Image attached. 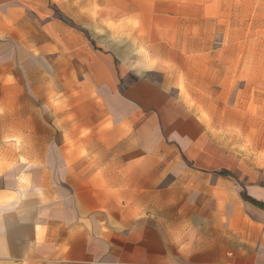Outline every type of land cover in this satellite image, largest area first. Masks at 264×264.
I'll list each match as a JSON object with an SVG mask.
<instances>
[{
  "label": "crops",
  "instance_id": "crops-1",
  "mask_svg": "<svg viewBox=\"0 0 264 264\" xmlns=\"http://www.w3.org/2000/svg\"><path fill=\"white\" fill-rule=\"evenodd\" d=\"M42 2L0 0V264H264V210L242 197L264 204V172L234 165L175 87L251 0H49L54 27L58 9L88 19L60 109Z\"/></svg>",
  "mask_w": 264,
  "mask_h": 264
},
{
  "label": "rangeland",
  "instance_id": "rangeland-1",
  "mask_svg": "<svg viewBox=\"0 0 264 264\" xmlns=\"http://www.w3.org/2000/svg\"><path fill=\"white\" fill-rule=\"evenodd\" d=\"M60 6L64 2L59 1ZM237 6L233 17L219 19L218 29L199 36L202 42L189 54L188 65L179 74L175 87L186 112L203 124L211 140L243 161L234 165L264 172V0H251L249 11L244 12L248 16L244 18L241 3H235ZM42 7L41 15L33 18L35 29H42L40 34L33 35L36 41L41 38L42 49L36 54L42 58L50 56L49 42L53 41L50 29H57L54 53L58 57L56 105L60 109L65 106L61 92L65 84L61 83L67 77L74 84L75 98L80 95L83 68L78 60L67 66V53L71 57L73 52L67 48V40L69 43L88 40L87 33L81 29L83 21L88 19L67 18L60 8L54 27L49 0H43ZM96 19L94 29H97ZM29 25L27 22V29Z\"/></svg>",
  "mask_w": 264,
  "mask_h": 264
},
{
  "label": "trees",
  "instance_id": "trees-1",
  "mask_svg": "<svg viewBox=\"0 0 264 264\" xmlns=\"http://www.w3.org/2000/svg\"><path fill=\"white\" fill-rule=\"evenodd\" d=\"M222 174L227 175L228 173L223 172ZM242 197L245 201H247V202L251 203L252 205L264 210V204L254 201L253 199L247 197L245 194H243Z\"/></svg>",
  "mask_w": 264,
  "mask_h": 264
}]
</instances>
